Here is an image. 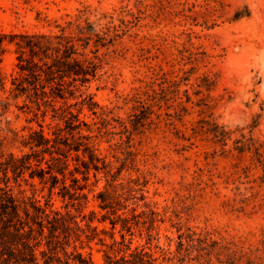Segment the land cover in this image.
<instances>
[{"label": "rangeland", "instance_id": "obj_1", "mask_svg": "<svg viewBox=\"0 0 264 264\" xmlns=\"http://www.w3.org/2000/svg\"><path fill=\"white\" fill-rule=\"evenodd\" d=\"M76 19L111 40L99 51L106 64L81 88L94 109L83 105L80 119L106 162L118 167L116 156L134 165L121 176L145 184L163 220L154 244L170 252L167 264L225 261L213 241L235 243L240 264H264V0H0V32L7 34L58 33ZM14 50L7 46L0 65L7 91L17 74ZM0 101L8 103L0 106V156L28 152L19 141L30 128L41 124L54 138L56 125L65 127L50 108L43 119L24 98L0 92ZM67 103L78 104L74 113L81 108L80 98ZM133 115L148 117L139 130L131 128ZM101 118L111 136L99 137ZM243 137L263 144L262 157L239 152ZM98 177L99 189L105 179ZM19 184L10 183L15 194L35 191L42 203L48 197L37 179ZM92 196L87 211L97 210ZM51 202L63 206L56 194ZM180 235L185 247L193 244L189 253L178 245ZM93 261L101 264V255L94 252Z\"/></svg>", "mask_w": 264, "mask_h": 264}, {"label": "trees", "instance_id": "obj_2", "mask_svg": "<svg viewBox=\"0 0 264 264\" xmlns=\"http://www.w3.org/2000/svg\"><path fill=\"white\" fill-rule=\"evenodd\" d=\"M110 42L87 19L68 22L58 33L0 32V65L7 46L13 45L17 69L9 91L0 72V92H9L13 100L24 98V106L34 108L35 116L41 113L43 119L50 108L53 120L65 124L64 128L56 125L54 138L45 134L41 124L39 130L30 128L19 141L28 152L0 156V264H94V252L101 255V264L172 261L170 252L154 244L158 242L156 223L163 220L155 204L147 200L145 184L139 177L121 176L122 171L135 169L134 165L116 156L118 167L106 162L95 142L98 137L92 136L90 126L80 119L83 105L94 109L92 96L85 95L81 88L96 79L106 64L99 51ZM77 98L81 99V108L74 113L78 104L67 101ZM58 101L64 104L56 107ZM0 106L5 108L8 103L0 101ZM147 115H133L136 119L131 121V128H142ZM101 121L99 137L111 136L107 129L110 122L104 118ZM82 126L87 135L82 134ZM120 126L131 133L125 124ZM227 134L221 131L223 139ZM13 141H17L16 135ZM239 144V152L252 150L262 157V143L243 137ZM99 174H103L105 183L98 189ZM35 179L48 191L43 203L35 191L26 195L18 190L15 194L10 185L12 180L20 187V180L28 183ZM31 186L35 188L33 183ZM53 194L63 203L60 209L51 202ZM91 194L97 210L87 211ZM182 238L180 235L181 249ZM187 239L193 243L190 234ZM191 243L184 246L185 252L193 248ZM209 246L226 251V260L219 264H240L237 251H242L235 243L221 246L213 241Z\"/></svg>", "mask_w": 264, "mask_h": 264}]
</instances>
